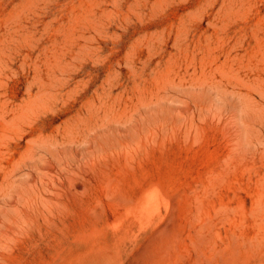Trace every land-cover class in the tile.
Returning <instances> with one entry per match:
<instances>
[{"label":"rangeland","instance_id":"obj_1","mask_svg":"<svg viewBox=\"0 0 264 264\" xmlns=\"http://www.w3.org/2000/svg\"><path fill=\"white\" fill-rule=\"evenodd\" d=\"M262 172L264 0H0V264H209Z\"/></svg>","mask_w":264,"mask_h":264},{"label":"bare ground","instance_id":"obj_2","mask_svg":"<svg viewBox=\"0 0 264 264\" xmlns=\"http://www.w3.org/2000/svg\"><path fill=\"white\" fill-rule=\"evenodd\" d=\"M232 166L234 167V165ZM247 175L248 174H246V177ZM215 177L219 178L218 176ZM257 178L255 187L253 186L254 188L250 189V191H253L252 201L248 202L247 199L240 200L239 198H234L225 193V197H221L218 205L211 206L212 208L209 210L208 215L205 214L208 216L205 224H208L207 230L209 231L207 232L208 236L206 233L205 235L208 237L210 247V260L207 263L264 264V172L259 173ZM220 179L222 180V178ZM224 180L226 179L224 178L222 183ZM208 185H210V183ZM209 191L211 192L210 189ZM213 195L215 194L213 193ZM227 224H229V228H225L224 231L219 230V225V227H221L222 225L226 226ZM48 225H51V223H48ZM47 233L57 236L56 232H53L52 226L48 228ZM51 255L48 264H63V256H61L60 250H56L53 254L51 253Z\"/></svg>","mask_w":264,"mask_h":264}]
</instances>
